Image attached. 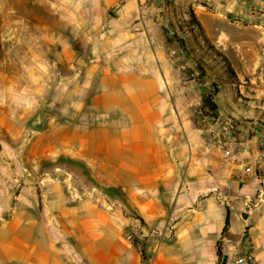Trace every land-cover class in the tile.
I'll use <instances>...</instances> for the list:
<instances>
[{"label":"crops","instance_id":"obj_1","mask_svg":"<svg viewBox=\"0 0 264 264\" xmlns=\"http://www.w3.org/2000/svg\"><path fill=\"white\" fill-rule=\"evenodd\" d=\"M161 1L0 0V144L36 129L31 151L75 160L89 183L0 190V264H222L244 252L264 264L263 179L244 171L229 205L203 172L179 170ZM33 7L41 25L30 24ZM47 62L51 74L33 69Z\"/></svg>","mask_w":264,"mask_h":264},{"label":"rangeland","instance_id":"obj_2","mask_svg":"<svg viewBox=\"0 0 264 264\" xmlns=\"http://www.w3.org/2000/svg\"><path fill=\"white\" fill-rule=\"evenodd\" d=\"M160 6L161 81L175 105L176 136L182 141L175 151L179 170L203 172L206 186L233 204L237 200L231 184L243 179L244 171L252 168L264 184V0H163ZM40 12L33 7V26L43 23ZM7 35L2 33L0 41L5 56ZM37 42L33 33L32 51ZM47 63L33 69L51 74L55 67ZM56 81L53 75L49 83ZM207 97L216 102V110L205 105ZM21 131L15 144H0V190L10 187L18 195L25 186H44L45 178L89 185L75 160H51L40 155L39 146L31 151L38 130ZM256 198L247 200L248 209Z\"/></svg>","mask_w":264,"mask_h":264},{"label":"built area","instance_id":"obj_3","mask_svg":"<svg viewBox=\"0 0 264 264\" xmlns=\"http://www.w3.org/2000/svg\"><path fill=\"white\" fill-rule=\"evenodd\" d=\"M263 10L262 8H260V11ZM185 68V67H183ZM98 192L97 188H92L89 190H85L83 193V196L86 197H92L94 196L96 193ZM118 205H120L121 207H124L122 204L117 203ZM127 238L131 241L134 242L135 241V237L134 234L130 233L127 235ZM148 264H152V262L150 261ZM227 264H261L257 258L248 252H244V253H237L236 255H234L231 259L227 260Z\"/></svg>","mask_w":264,"mask_h":264},{"label":"trees","instance_id":"obj_4","mask_svg":"<svg viewBox=\"0 0 264 264\" xmlns=\"http://www.w3.org/2000/svg\"><path fill=\"white\" fill-rule=\"evenodd\" d=\"M205 105H207V107H209V108H211L213 110L217 109L216 102H214L213 100H210L209 97L205 98ZM230 224H231V220H230V213H229L227 218H226V224H225V229H224L225 232L228 230Z\"/></svg>","mask_w":264,"mask_h":264},{"label":"water","instance_id":"obj_5","mask_svg":"<svg viewBox=\"0 0 264 264\" xmlns=\"http://www.w3.org/2000/svg\"><path fill=\"white\" fill-rule=\"evenodd\" d=\"M227 260H228V256H225L224 259H223L222 264H227Z\"/></svg>","mask_w":264,"mask_h":264}]
</instances>
